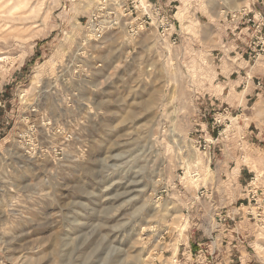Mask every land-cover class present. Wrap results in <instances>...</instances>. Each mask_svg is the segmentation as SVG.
<instances>
[{"label":"rangeland","instance_id":"rangeland-1","mask_svg":"<svg viewBox=\"0 0 264 264\" xmlns=\"http://www.w3.org/2000/svg\"><path fill=\"white\" fill-rule=\"evenodd\" d=\"M101 1L0 8V264H264V38L218 17L264 0H148L175 45Z\"/></svg>","mask_w":264,"mask_h":264},{"label":"built area","instance_id":"built-area-1","mask_svg":"<svg viewBox=\"0 0 264 264\" xmlns=\"http://www.w3.org/2000/svg\"><path fill=\"white\" fill-rule=\"evenodd\" d=\"M174 8L171 2L166 8H163L148 0H102L90 15L86 33L95 40L101 39L108 29L118 26L121 18L125 32L130 38H136L147 30L153 29L159 38L167 39L171 45H175V19L172 15ZM225 21L229 25L243 21L242 24L248 26L245 29L247 32L250 26L254 28V34H261V37L264 38V13L261 10L241 9L239 12L226 14ZM229 30L234 35L237 27L229 28ZM260 55L264 57V49L260 50V53H256L257 57ZM246 80L249 81L250 78ZM254 85L256 88H262L260 82Z\"/></svg>","mask_w":264,"mask_h":264},{"label":"crops","instance_id":"crops-1","mask_svg":"<svg viewBox=\"0 0 264 264\" xmlns=\"http://www.w3.org/2000/svg\"><path fill=\"white\" fill-rule=\"evenodd\" d=\"M235 2H233V3H235V4H240L239 3V1H242V0H234ZM244 1V0H243ZM246 2V1H245ZM218 11H215L213 14H216ZM224 11H221L220 13H218V17H223L224 15H226V13L227 12H225V13H223ZM176 16H177V19L179 20V22L180 23H184L185 22V11L183 10V9H181V10H179L178 12H177V14H176ZM241 59H243L242 58V56H240L239 58L238 57H236L234 60H231V59H227L228 61H232V65H241ZM245 63H247L248 64V62L249 61H245V60H243ZM257 64V62H255L253 65H256ZM233 72H235V71H233ZM222 74V73H221ZM233 73H230V75H232ZM230 75H228V76H230ZM247 78H250V80L249 81H247L246 79ZM252 76H250V74L249 73H244V75H243V77L241 78V80H240V84H242V85H244V87L246 88V86L247 85H249V83H250V81H252ZM247 82V83H246ZM245 83H246V85H245ZM253 83V82H252ZM254 84V83H253ZM254 89H256V87H255V85H254V87H253ZM252 88V89H253ZM253 89V90H254ZM230 227V226H229ZM221 228L222 229H220V230H223V233H222V235L220 236V239H222V240H224V238L226 239L228 236H231L232 237V235H229V233L231 234V231L227 228V227H225V226H221ZM225 231V232H224ZM226 234V235H225ZM224 242V241H223ZM192 243H194L193 241H192ZM230 243H232V240H231V242ZM197 247H199L200 245L199 244H197L196 245ZM198 253H200V251L198 252ZM220 255H218L217 257H215V258H218ZM208 258H210V259H213L214 258V255H212V256H210V254L209 255H207V259ZM184 259H188V258H186V256L184 255ZM206 259V257H204L203 258V261ZM203 261H201L200 263H202ZM187 262V261H186Z\"/></svg>","mask_w":264,"mask_h":264},{"label":"bare ground","instance_id":"bare-ground-1","mask_svg":"<svg viewBox=\"0 0 264 264\" xmlns=\"http://www.w3.org/2000/svg\"><path fill=\"white\" fill-rule=\"evenodd\" d=\"M33 1L34 0H0V8H3V7L5 8V6H7V8H5V11L3 10L2 12L3 13H10V14H12L15 11H19V13H20V11L25 13L28 10L35 12L37 10V8L38 9L40 8V6H38V5H40L41 3H39V0H36L35 4L32 6ZM246 7H247V3H246ZM246 7H242L241 9H245ZM240 10L235 11V12H239ZM38 12L39 11H37V13ZM35 14H36V12H35ZM5 206L6 205L4 204V202L0 201V211L4 212L3 210H4ZM12 213H14V212H12Z\"/></svg>","mask_w":264,"mask_h":264}]
</instances>
